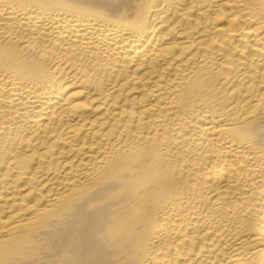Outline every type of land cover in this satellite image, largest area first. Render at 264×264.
I'll return each instance as SVG.
<instances>
[{"label":"bare ground","instance_id":"obj_1","mask_svg":"<svg viewBox=\"0 0 264 264\" xmlns=\"http://www.w3.org/2000/svg\"><path fill=\"white\" fill-rule=\"evenodd\" d=\"M0 264H264V0H0Z\"/></svg>","mask_w":264,"mask_h":264}]
</instances>
